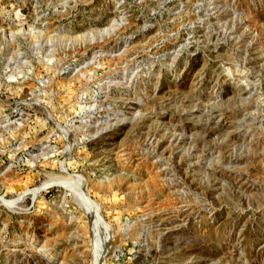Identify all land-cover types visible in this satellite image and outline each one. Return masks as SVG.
<instances>
[{
    "label": "rangeland",
    "instance_id": "rangeland-1",
    "mask_svg": "<svg viewBox=\"0 0 264 264\" xmlns=\"http://www.w3.org/2000/svg\"><path fill=\"white\" fill-rule=\"evenodd\" d=\"M0 264H264V0H0Z\"/></svg>",
    "mask_w": 264,
    "mask_h": 264
},
{
    "label": "bare ground",
    "instance_id": "bare-ground-1",
    "mask_svg": "<svg viewBox=\"0 0 264 264\" xmlns=\"http://www.w3.org/2000/svg\"><path fill=\"white\" fill-rule=\"evenodd\" d=\"M245 32V31H244ZM62 182V181H61ZM66 182V181H65ZM74 183V182H73ZM71 186V185H70ZM83 194V193H82ZM87 195V194H86ZM87 197H85V195H84V199H86ZM89 198H87V200H88ZM86 200V201H87ZM89 203V202H88ZM91 204H89V205H91V209L93 210V209H95V211H96V209H97V207H96V205H95V203H93L92 201L90 202ZM97 212V211H96ZM94 213V212H93ZM95 217V216H94ZM101 238V237H100ZM98 240H99V238H98ZM96 241V240H95ZM97 243V242H96ZM99 243V242H98ZM96 251H98V253H97V255H98V258H100V256H102V254L104 255V251H103V249H101V247L99 246V248H97V250ZM104 252V253H103ZM107 252V251H106ZM97 260V259H96ZM97 262V261H96Z\"/></svg>",
    "mask_w": 264,
    "mask_h": 264
}]
</instances>
